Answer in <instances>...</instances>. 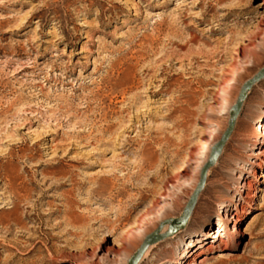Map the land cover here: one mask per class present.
Here are the masks:
<instances>
[{"label": "rangeland", "instance_id": "rangeland-1", "mask_svg": "<svg viewBox=\"0 0 264 264\" xmlns=\"http://www.w3.org/2000/svg\"><path fill=\"white\" fill-rule=\"evenodd\" d=\"M262 2L0 0V217L15 228L0 226V264L11 256V264H129L149 234L179 216L200 181L201 142L221 140L243 85L264 68ZM51 65L59 69L45 82ZM64 99L69 116H59ZM256 106L264 108V77L210 169L244 118L257 125ZM203 126L211 134L202 137ZM239 172L230 170L205 211L208 174L186 227L138 264H177L188 243L195 249L204 230H217L221 196L240 199ZM261 180L230 248L187 264H264Z\"/></svg>", "mask_w": 264, "mask_h": 264}, {"label": "bare ground", "instance_id": "bare-ground-1", "mask_svg": "<svg viewBox=\"0 0 264 264\" xmlns=\"http://www.w3.org/2000/svg\"><path fill=\"white\" fill-rule=\"evenodd\" d=\"M262 4H264V2H262ZM261 22L264 23V18ZM174 55H176V54H174ZM169 56H171V55H169ZM171 57H167L168 59H166V60H164L165 57H160L159 60L160 59L164 60V62L167 63L169 61V58L171 59ZM116 63H118L117 60L110 61V63H109L110 68H114ZM189 65H191V64L189 63ZM167 66H170V64ZM195 68H197V67L195 66ZM58 69H59L58 66L51 65L49 72L47 73L46 76H44L45 82L51 81L52 77L50 75V72L52 73L54 71H57ZM187 69H189V68L185 67L182 70L186 71ZM60 70H61L62 74H66V72H65L66 69H63V71H62V69H60ZM156 70L159 71L158 72V75H159V74H162L165 70H167V68H166V66L161 65ZM190 70H192V68ZM187 73H191V72H187ZM124 77H126V76H124ZM102 80H104V77L102 78ZM208 82L210 83V80ZM148 86L153 87V82H150ZM34 87H35V85L32 86V88H34ZM161 89H162V87L159 86L156 88V91H158L159 93H163V90L161 91ZM214 89L216 91L214 93V98L219 97V95H218L219 91H221V90L225 91V89H223L221 83L218 86L214 87ZM164 91H166V90H164ZM125 93H126V91L123 92V94H125ZM224 93H221V94H224ZM194 98L195 97L193 95L189 94V98H187V99H189L190 102H193L195 100ZM85 102H86V104H89V100H85ZM62 103H63L62 107L66 108V110L60 111L59 116L66 115V114L69 116L70 115L69 111L73 109V105L69 102V99L62 100ZM256 107H255L256 110H254L252 112V115H253L254 121H256L257 125L256 126L248 125L247 121L244 118L241 122L242 126L240 125L239 131L236 133V136L233 138V141H231L228 145L229 147H227L225 149V152L223 153L224 156L219 161L217 167H215L216 169H214V170L210 169L212 166L209 168L208 174H211L213 172L212 174H213L214 178L211 182V191H208L209 196L207 198V203L204 207H202V209L205 211H208L210 209V206H209L210 199H211V197H215L214 191L218 188L225 187L226 186L225 185L226 179L229 176H232L233 174H237V173H233V172H232L233 174H231L230 170H233V171L239 170L240 171L239 175H237V178L239 180L238 183H239V186L241 188L240 192L238 193V195L240 196V199L238 200L237 196H232V197L224 196V195L221 196L222 199H221V203H220V208L222 209V213H223V215H222L223 216V222L219 224V226L217 227V230L216 229L204 230V233L202 234V238L196 240V241H199V244L195 249H194V247H195L194 241L195 240L188 243L187 250L183 251V254H182L183 256L178 261L177 264H187L190 261L191 257L194 258L197 254H201V253H204L205 251H209L210 249H212L214 247H218L219 251H224V250H227L228 248H230V246H229V244H230L229 239L231 237L230 232L238 231L239 227L237 226V222L242 221L244 219V217L246 216V214L251 213L252 209L256 208V206L253 204V202L257 197H259L260 189H259V185L255 183V182H257V181H255V179L258 180L259 182H261L262 181L261 178L264 177V173L262 172V173H260V178H259V171H258L259 169H262L264 167V108H262V107L260 108L258 106H256ZM214 110L215 109L212 107L210 110V111H212L211 114H214ZM136 118H138V114L135 116V119ZM207 118L209 119V121L214 120V118L211 115ZM245 123H246V125H245ZM202 128H203L201 130V136L202 137H204L206 134L210 133L209 128H206V126H203ZM207 137L206 138L204 137V140L201 142V146L205 152L204 164L202 165L203 167L207 164L209 157H210V154H211L210 152L212 151V148L215 146V145L210 146V143H212V142L209 143ZM212 138H214V137H212ZM217 143L218 142H216V144ZM245 149H248V152L246 151V155H245L246 157H243V155L245 153L244 152ZM242 173H244V174H242ZM235 199L238 201H235ZM27 217H30V215L27 214ZM231 222H234V224H233V227L229 229ZM17 224H19V223H17ZM0 226H2L5 229V232L9 233V234H12L14 229H15L14 224L11 223V220L6 215H4L3 217H0ZM166 230H167V226L163 229V232H166ZM178 234H179V232H178ZM175 236H177V235H175ZM175 236L173 235V237H171V238H174ZM227 237H228V241H226ZM209 238H210V240L207 241ZM21 245H22V243L19 242L18 247H25V249H26V247L31 246L32 243L29 244L28 246L27 245L21 246ZM155 247H156L155 244H152L147 248V250L144 252V254L142 256V258H143L142 261L151 254V252L153 251V249ZM17 260L18 259L16 257H12V256L6 258V262L9 264L15 263V262H17ZM167 261L169 262L170 260H167Z\"/></svg>", "mask_w": 264, "mask_h": 264}, {"label": "water", "instance_id": "water-1", "mask_svg": "<svg viewBox=\"0 0 264 264\" xmlns=\"http://www.w3.org/2000/svg\"><path fill=\"white\" fill-rule=\"evenodd\" d=\"M263 77H264V68L261 71H259L252 79L248 80L243 85L236 104L230 110V120H229L228 128L224 132L221 140L217 144H215V146L212 148L209 160L201 170V177L197 185V188L195 189L193 195L191 196L189 202L185 206L182 213L177 217L169 218L163 221L156 230H154L151 234H149L145 238L140 248L131 257V259L129 260V264H138L144 252L147 250V248L150 245L155 244L163 239L172 237L173 235L177 234L186 227L187 222L193 212L194 206L197 202L199 193L205 186L209 168L217 162L226 141L231 135V132L233 131V128L235 126L236 119L240 113L241 107L243 105L245 98L247 97L248 92L250 91L252 86ZM166 226H167V230L166 232H163V229Z\"/></svg>", "mask_w": 264, "mask_h": 264}]
</instances>
